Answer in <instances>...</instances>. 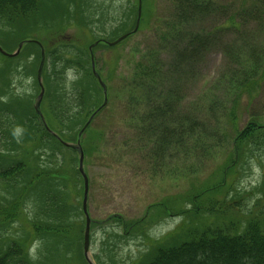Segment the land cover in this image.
<instances>
[{
  "label": "trees",
  "instance_id": "16d2710c",
  "mask_svg": "<svg viewBox=\"0 0 264 264\" xmlns=\"http://www.w3.org/2000/svg\"><path fill=\"white\" fill-rule=\"evenodd\" d=\"M251 1L241 0L239 3L228 0L225 6L217 0H167L169 18L165 14L156 15L161 1L142 0L139 32L150 27L153 18L159 17L163 20L160 24L164 29L160 41L165 46L143 52L132 77L122 83L124 88L119 97H127V109L134 132L127 143L131 144L133 151L146 153L145 158L153 161L172 152L178 158L182 154L188 156L195 151L197 155L211 149L207 145V120H202L195 110L178 112L181 106L180 79L189 70L193 71L192 77L196 76L204 55L217 41L215 37L236 29L237 16L241 18L253 12L248 8ZM94 5V0H0V28L10 27L20 41L28 39L29 34L48 33V30L55 28L56 23L61 30L76 27L79 35L89 38L86 49H78L77 52L63 48V53H49L46 45L43 71L45 97L40 109L45 122L34 107L30 109L22 106V113L14 111L15 106H20L22 102L20 98L13 99L11 103L2 100L3 95L11 92L12 75L18 69L14 61L19 57L8 58L7 67L0 72V81L3 83V87H0V114L14 115L13 118L8 116L5 121L12 130L6 138L8 148L0 150V227L18 230L17 225H20L21 231L27 224L24 232L14 240L10 237L5 240L3 233L0 234L3 243L8 241L6 245L0 241V264H88L84 256V180L78 169L77 150L66 147L64 143L77 144L85 120L102 104L103 90L93 76L89 47L97 43L93 49L95 56L100 49H116L118 45L110 47L108 43L121 36L128 34V38L132 37L138 20L139 0L136 3L129 1V9L124 12L122 19L112 18L113 27L104 37L94 36V27L102 32L106 30L101 21H98L101 26H96L97 12ZM235 5L238 7L233 8ZM222 13H228L224 23L210 29L203 28L214 15ZM26 46L21 55L26 48H37L38 62L41 63L40 46L34 42H26ZM162 54L169 57L164 59ZM119 61L118 56L111 63L109 81L116 76ZM73 70L76 71V80L69 82L67 74ZM6 74L10 77L3 81ZM173 82L176 83L173 85ZM257 85L255 81L247 79L239 87L254 91ZM24 105L27 104L24 102ZM261 129L258 124H250L235 139L236 149L240 141L259 134ZM85 134L80 139L81 146L86 139ZM104 136L102 133L96 134L95 141L92 140L94 147L91 140L83 144L86 157L94 152L104 153L97 146ZM36 152H39L37 156ZM237 161L236 156L226 170L234 169ZM224 186L193 188L194 210L181 215H192V223L197 219L199 223L195 227L182 224L181 229L163 240L149 241L146 229L140 226L145 222L144 219L128 224L114 216L123 230H103L101 252L95 256L97 264H115V242L124 241L130 231H138L141 238L145 237L143 239L149 242L145 254L140 255L135 264H264L263 224L250 221L244 226L240 222L244 228L240 233V224L233 220V216L229 217L230 222L226 225H223L225 221L218 222L216 217V223L208 227L205 225L206 220L200 216L204 211L200 200L208 194L217 193ZM28 206L36 214L33 220L26 221L29 223H22ZM154 207L164 209L168 216L175 215L166 204L150 207L147 212ZM147 216L146 213L145 218ZM93 226H96L94 221L91 228ZM111 239H114L112 245ZM36 242L41 245L39 260L34 259L29 252L31 245Z\"/></svg>",
  "mask_w": 264,
  "mask_h": 264
},
{
  "label": "rangeland",
  "instance_id": "374dc122",
  "mask_svg": "<svg viewBox=\"0 0 264 264\" xmlns=\"http://www.w3.org/2000/svg\"><path fill=\"white\" fill-rule=\"evenodd\" d=\"M129 1L136 3V0H94L97 12L96 26H101V23L106 26L104 32L94 27V36H107L113 27L112 18L122 19L124 12L129 9ZM159 1L161 5L156 15L165 14L170 18L167 0ZM234 1L241 2V0ZM217 2L227 6L225 3H228V0H217ZM262 2L264 0H252L248 8L253 12L241 18L237 16L236 29L215 37L217 41L204 55L196 76L192 77L193 71L189 70L180 79L181 106L178 112L195 110L202 120H207L208 124L207 145L211 149L197 155L193 151L191 155L182 154L177 158L172 152L157 160L148 161L145 158L146 153L133 151L131 144L127 143L134 132L133 121L127 109V97H119L124 88L122 83L132 77L143 52L165 46L160 41L164 33L160 24L163 20L156 16L152 19V26L142 29L115 47L116 49L110 51L100 49L96 52L94 56L97 61L96 68L110 90L105 111L95 119L85 134L86 139L82 141L83 146L91 140V145L94 147L92 140L95 141L96 134H105L101 143H96L104 153L101 155L94 152L91 156L85 157L84 165L89 179L88 213L91 220L96 223V226L91 228L89 252L94 264H97L95 256L101 252L103 230H123L120 227L121 223L114 219V216L122 218L128 224L144 219L145 222L140 226L146 229L145 234L148 233L150 242L169 237L181 229L182 224L195 227L199 223L198 219L192 223V215H181L183 212L194 210L193 188L209 189L225 184L217 193L208 194L199 202L204 209L200 216L206 220V227L214 225L216 217L218 222L225 221L223 225H226L230 222V216L240 224L238 228L240 233L244 230L241 223L245 226L250 221H259V224L264 225V4ZM237 7L235 5L233 8ZM222 14L214 15L203 25V28L210 29L224 23L228 13ZM54 25L55 28L48 30V33L42 31L29 34L28 39L20 38L21 41L16 38L17 35L10 27L2 26L0 49L6 54H13L14 50L16 53L24 43L22 41L34 42L43 49L47 45L49 53L53 51L63 53V48L74 52L78 49H86L89 38L79 35L76 27L61 30L57 23ZM16 43H18L17 50ZM36 52L38 53L37 48H26L23 56L20 54L21 56L19 55L14 61L18 69L12 75L11 92L3 95L2 98L6 103L20 98L19 100L22 101L21 104L19 103L20 106L17 105L14 109L18 113H22L20 111L22 106L33 109L37 104L40 88L36 75L40 63ZM118 56L120 61L116 76L109 81L111 63ZM161 56L164 59L169 57L165 54ZM8 63V58L0 53V72ZM75 72L73 70L67 74L69 82L76 80ZM9 77V74L4 75L3 81ZM247 79L258 84L254 91L239 87ZM175 83L173 82V85ZM0 87H3L2 81ZM100 101H103V98ZM24 102L28 106L24 105ZM8 116L14 117L12 114H0V150H6L9 144L6 138L12 130L5 123ZM250 124H258L262 127V131L249 136L245 141H240L236 149L235 139ZM38 154L39 152H36L35 156ZM236 156L238 158L236 167L230 171L226 170ZM80 190L82 196V187ZM160 204H166L175 215L168 216L166 211L159 207L147 212L150 207ZM35 212L28 206L22 223L33 220ZM146 213L148 216L145 218ZM26 225L21 231L20 225H17L18 230L12 227H0V234L3 233L5 240L8 237L14 240L24 232ZM124 238H126L124 241L115 242V264H135L140 255L145 254L149 242L143 239L145 237L141 238L138 231H130ZM0 241L3 245L8 242ZM112 244L114 239H111L110 245ZM40 247V243L36 242L29 250L30 255L36 260H39Z\"/></svg>",
  "mask_w": 264,
  "mask_h": 264
},
{
  "label": "water",
  "instance_id": "95a60500",
  "mask_svg": "<svg viewBox=\"0 0 264 264\" xmlns=\"http://www.w3.org/2000/svg\"><path fill=\"white\" fill-rule=\"evenodd\" d=\"M141 17H142V0H139L138 20H137L136 27H135L134 31L132 32V34H136L138 32L139 27H140V23H141ZM128 36H130V35H128V34L124 35V36L120 37L119 39H117L116 41H114L112 43H108V45L110 47H115L118 44H120L121 42H123L124 40H126L128 38ZM24 44L25 43H23L19 47L18 51L16 53H14V54H6L1 49H0V53L3 54L6 57L15 58V57L20 55ZM96 45H97V43L93 44L92 46H90L89 51H90L91 54H92L93 48ZM44 63H45V52L42 49V62H41V65H40V68H39V72H38V81H39V84H40V87H41V93H40V95L38 97V100L36 102L37 104L35 106V109H36L37 113L41 116L42 120L45 122V119H44V117H43V115L41 114V111H40V106H41V103H42V101L44 99V96H45V88H44L43 81H42V73H43ZM92 70H93L94 77L97 79L100 87L102 88V90L104 92L105 98H104V103H103L102 107L90 118V120L88 121L86 126L83 128V130H82V132L80 134V138L82 137V134L90 126V124H91L92 120L94 119V117L96 116V114L100 110L104 109L108 105L107 88H106L105 83L102 81L101 77L98 75V73L96 71V63H95V59H94L93 55H92ZM64 145L66 147H73L79 153V171H80V174L82 175V177L84 179V188H85V190H84V199H83V212H84L85 217H86V229H85V235H84V256H85V259L88 262V264H94L93 261L91 260L90 256H89L92 220H91V218L89 216V213H88L89 179H88V176H87V174L85 173V170H84L85 154H84L83 148L81 146L80 140L78 141V143L76 145L69 144V143H64Z\"/></svg>",
  "mask_w": 264,
  "mask_h": 264
}]
</instances>
